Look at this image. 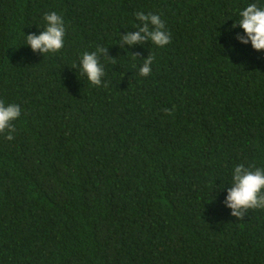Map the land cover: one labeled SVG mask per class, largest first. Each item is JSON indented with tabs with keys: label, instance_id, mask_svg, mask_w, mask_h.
<instances>
[{
	"label": "trees",
	"instance_id": "obj_1",
	"mask_svg": "<svg viewBox=\"0 0 264 264\" xmlns=\"http://www.w3.org/2000/svg\"><path fill=\"white\" fill-rule=\"evenodd\" d=\"M252 3L0 0V100L21 109L0 134V264H264V209L224 203L236 165L264 169V49L232 27ZM51 12L64 46L33 51ZM137 12L170 42L121 40ZM97 47L100 86L79 68Z\"/></svg>",
	"mask_w": 264,
	"mask_h": 264
},
{
	"label": "clouds",
	"instance_id": "obj_2",
	"mask_svg": "<svg viewBox=\"0 0 264 264\" xmlns=\"http://www.w3.org/2000/svg\"><path fill=\"white\" fill-rule=\"evenodd\" d=\"M136 18L141 26L136 32H129L121 36V40L129 45L151 41L159 47L170 42V34L165 30L164 22L156 14L137 12ZM240 19L232 27L237 25L243 29L244 34H237V39L243 43H251L253 49H264V7L256 3L249 4L239 13ZM46 28L39 34H27L25 43L31 46L33 51L41 53H56L64 46L65 24L63 18L56 12L46 13L44 17ZM143 33L144 35H141ZM106 51L103 47H97L95 51L84 52L81 56L79 68L86 75L92 85L100 86L102 77L105 75L104 68L100 63L99 53ZM138 54H133L136 57ZM154 57L149 55L144 59L139 72L141 76H147L151 72V64ZM75 67V66H73ZM166 112L171 110L165 109ZM21 113L18 104H8L0 100V134H5L8 140L14 139L15 132L13 121L19 118ZM223 187V185H221ZM227 207L232 209L231 215L241 220L249 209H264V169L251 170L243 164L235 166L232 175V186L227 190L224 201Z\"/></svg>",
	"mask_w": 264,
	"mask_h": 264
}]
</instances>
